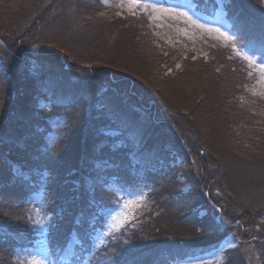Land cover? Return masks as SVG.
<instances>
[{
  "label": "trees",
  "instance_id": "trees-1",
  "mask_svg": "<svg viewBox=\"0 0 264 264\" xmlns=\"http://www.w3.org/2000/svg\"><path fill=\"white\" fill-rule=\"evenodd\" d=\"M224 5L235 35L247 46H264L261 0H226ZM145 19L119 15L99 0H0V182L15 177L0 193V212L6 211L0 264H12L13 250L37 238L27 208L39 190L56 223L46 236L51 250L63 252L73 244V260L89 254V263L97 264L103 255L93 250L92 236L105 221L97 212L102 200H117L105 189L111 179L146 191L133 220L105 248L116 264H169L215 247L224 234L215 220L216 205L230 211L231 199L223 190L222 196L213 195L206 182L222 189L237 179L232 166L209 148L220 141L219 129L234 110L264 115V98L251 93L250 68L230 48L206 38L200 45L167 46ZM230 71L238 74L230 76ZM75 75L81 77L71 80ZM57 88L62 93L55 97L49 90ZM168 88L208 119L206 131L195 127L189 108L177 106ZM38 99L49 105L36 106ZM249 118L237 122L246 132L240 145L255 133L264 136L263 116L250 132L245 129L252 126ZM109 129L117 134H105ZM114 140L122 141L125 150L144 152L145 161L120 157L109 149ZM199 150L205 165L197 171L193 153ZM170 152L184 163L178 172L190 185L187 191L174 189L180 185L174 168L157 167L168 163ZM192 203L208 209V215H177L178 208ZM189 225L199 232H187ZM170 230L181 237L173 238Z\"/></svg>",
  "mask_w": 264,
  "mask_h": 264
},
{
  "label": "rangeland",
  "instance_id": "rangeland-1",
  "mask_svg": "<svg viewBox=\"0 0 264 264\" xmlns=\"http://www.w3.org/2000/svg\"><path fill=\"white\" fill-rule=\"evenodd\" d=\"M99 2L106 7L114 8L119 15L139 17L140 19L142 17L146 18L148 29L155 33L157 40L161 41L159 43L167 46L175 48V44L178 43L181 47V45L184 46L188 42L198 44L199 41H203L202 39L206 38L214 41L216 43L214 45L220 43L226 48H230L232 53L245 61L250 68V74L254 77L251 93L264 98V46H247L244 41L235 35L231 29L227 12L224 9L226 0H99ZM261 2L264 6V0H261ZM216 29H219V31H216ZM221 33L227 34L232 39H225V36L221 35ZM176 48L179 47L176 45ZM6 53L12 54L13 52L7 49ZM124 64L126 63H121L120 65L124 67L126 66ZM32 68L34 69V65ZM224 70L229 71L226 65H224ZM229 74L233 76L238 73L230 71ZM80 77V75H75L71 77V80ZM57 89L54 92L49 91L55 97H58L62 93V89ZM167 91L171 93V98L177 106L189 108L188 118L191 117L190 119H193L195 127L200 129L201 132L206 131L205 127L207 124L204 122L208 121V119L200 115L197 110L192 109L190 103L180 97L174 90L168 88ZM48 105L49 101L47 100L38 99L36 102V106L40 108ZM252 109V106H250V110ZM234 111L231 121H228L223 128L219 129L221 131L219 134L220 141L209 149L214 152V157L218 155V159L224 160V163L232 166L230 173L232 177L237 179V182H233L230 184L231 186L223 187L224 189L222 187V189H218L213 181L206 182L207 190H210L213 195L219 197L225 191L231 199L232 210L230 211L226 206L216 205L217 218L215 220L221 226H224V228H221L224 234L221 235L222 237L215 247H210L194 256L177 258L169 264H264V206H262L264 204V136L255 133L252 141L247 142L244 140V144L240 145L239 141L245 137L246 132H243L244 126L241 124L237 125L238 121L244 122V119H247L250 114L251 118H249V121H251L250 124L252 126H246L245 129H248L249 132L252 128L257 130V124L254 123L262 121L261 117L263 116L264 118V115L261 113L256 114L255 112L250 113L245 109ZM56 120L53 117L50 123L55 126ZM57 124H60V121ZM234 125L238 126V129ZM105 134L113 137L117 133L109 129ZM54 136L55 133L52 132L50 140ZM104 144L101 143V145ZM108 146L110 150L118 152V155L122 158H127L132 162L145 161L146 154L144 152L125 150V144L120 140H114ZM242 148H247V150L243 151ZM238 149H241V154H233V151ZM193 154L194 156L196 155L195 159L199 160V162L193 163V166L198 171L201 169V164L205 165L202 162L205 155L203 150ZM183 164L181 158L174 152H170L168 163L157 165L158 169L164 168V165L174 168L172 172L175 180L180 184L176 185L174 189H177V191L180 189L182 192L190 188V185L185 182V179L178 172V168L181 169ZM14 178V176L8 177L5 185L0 182V193L3 190V186L8 187L9 183L14 181ZM73 182L75 185L77 184L76 179ZM74 189H76V186H74ZM105 189L108 193L113 194L117 200L108 199L105 203L102 200L100 209L97 212L104 216L105 221L102 227L98 228L93 234L92 246L95 251L101 250L100 252L103 255L97 264H116L114 256L107 252L105 248L109 245V239L117 235L122 228L133 220L136 211L140 209L146 199V191L136 187L119 186L114 179L109 181ZM222 204L224 203L222 202ZM256 205L257 209L254 210ZM46 207L43 190L31 194L29 207L27 208V220L37 238L31 245L16 247L13 250L12 264H90L88 260L91 255L89 254L85 255V260H73L71 258L76 252V249L72 248L73 244L66 245V249L63 252L60 251L62 249L51 250L46 236L49 234V230L55 227L56 223H54L53 214L47 211ZM193 211H196L201 217L208 215V209L205 210L204 207L195 203L182 209L178 208L177 215L182 216ZM7 213L10 214L9 212ZM4 214H6V211L3 209L0 212V228L2 229H6V225L3 224L5 220ZM10 216L14 217L13 214ZM173 222L174 224H180L179 220L177 221L176 219ZM185 230L191 234L199 232L192 225H189ZM55 235L57 236L58 234ZM169 235L181 237L182 233L170 230ZM172 237H170V241L174 240V237ZM230 250L233 251L230 254L236 257L234 260L229 258L227 251Z\"/></svg>",
  "mask_w": 264,
  "mask_h": 264
},
{
  "label": "snow or ice",
  "instance_id": "snow-or-ice-1",
  "mask_svg": "<svg viewBox=\"0 0 264 264\" xmlns=\"http://www.w3.org/2000/svg\"><path fill=\"white\" fill-rule=\"evenodd\" d=\"M216 31H219V29H216ZM221 35L225 36V39H232L231 37L227 36L225 33H221Z\"/></svg>",
  "mask_w": 264,
  "mask_h": 264
}]
</instances>
